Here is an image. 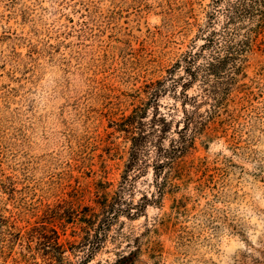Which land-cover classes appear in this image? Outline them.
<instances>
[{"label":"rangeland","instance_id":"1","mask_svg":"<svg viewBox=\"0 0 264 264\" xmlns=\"http://www.w3.org/2000/svg\"><path fill=\"white\" fill-rule=\"evenodd\" d=\"M260 2L0 0V215L24 228L66 209L83 189L111 184L123 209L138 215H119L83 264L131 253L130 264H264ZM230 15L234 42L247 48L244 76L217 116L220 131L189 150L179 180L164 184L152 166L126 173L111 127L140 105L146 84L164 79L204 35L224 30ZM198 91L196 84L189 94ZM88 200L82 207L94 206ZM7 254L0 264H14ZM79 255L68 256L72 264Z\"/></svg>","mask_w":264,"mask_h":264},{"label":"trees","instance_id":"2","mask_svg":"<svg viewBox=\"0 0 264 264\" xmlns=\"http://www.w3.org/2000/svg\"><path fill=\"white\" fill-rule=\"evenodd\" d=\"M228 20L224 30L204 35L200 46L183 54L164 79L146 84L139 92L140 105L111 127L115 150L126 158V173L139 176L152 166L156 178L163 175L164 184L172 178L179 180L189 150L198 140L208 144L220 131L217 116L236 77L244 76L247 48L246 42L236 44L232 38L230 26L235 17L230 15ZM196 84L200 91L190 95ZM167 96L175 103H162ZM204 106L209 107L202 113ZM86 197L94 206L82 207ZM123 205L121 189L114 191L111 184H95L83 189L66 209L47 212L31 226L18 228L11 218L0 215L4 243L0 254L8 252L6 258L12 257L14 264H72L68 256L77 253L83 257V264L101 246L119 215H138L129 208L124 210ZM16 247L20 252L14 258ZM131 255L119 256L115 264L132 263Z\"/></svg>","mask_w":264,"mask_h":264}]
</instances>
